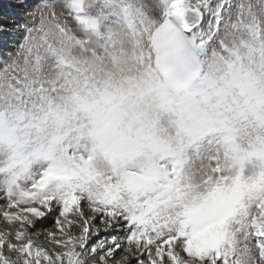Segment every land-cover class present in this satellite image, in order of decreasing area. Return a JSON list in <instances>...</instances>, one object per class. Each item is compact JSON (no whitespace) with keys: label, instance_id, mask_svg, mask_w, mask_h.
Returning a JSON list of instances; mask_svg holds the SVG:
<instances>
[{"label":"snow or ice","instance_id":"snow-or-ice-1","mask_svg":"<svg viewBox=\"0 0 264 264\" xmlns=\"http://www.w3.org/2000/svg\"><path fill=\"white\" fill-rule=\"evenodd\" d=\"M99 3L0 0V264H264L251 0Z\"/></svg>","mask_w":264,"mask_h":264},{"label":"rangeland","instance_id":"rangeland-1","mask_svg":"<svg viewBox=\"0 0 264 264\" xmlns=\"http://www.w3.org/2000/svg\"><path fill=\"white\" fill-rule=\"evenodd\" d=\"M30 2L35 5L40 2V0H30ZM103 0H100V3L97 4V7L93 9V11H98L102 7ZM137 3H141L145 6L146 10L151 11L154 8L157 7V0H137ZM249 3V0H245V4ZM251 4L254 8H256V15H250L246 13L245 15V23L246 24H256L260 25L261 27H264V8L258 7L260 5V0H251ZM8 4L5 3L4 7L5 10L8 9ZM0 18L3 19H10L9 16L6 14L5 11H0ZM237 18L233 16L229 23L231 24L233 21H235ZM235 38L237 41L239 40H247L251 41L252 36L249 31H240L235 33ZM14 52V49H12ZM241 56L243 58L242 64L243 68L242 71L245 75L250 76L258 85L264 84V50L261 49L260 42H257L253 48H242L240 50ZM203 64L205 65V76L206 79L213 78L216 73V68L213 66V61L211 59V55L209 54L208 57L203 58ZM135 67V66H132ZM114 72V76L116 79H120L122 75H126L127 73H121L118 69H115L114 67L111 68ZM135 75V73H133ZM259 97L254 99L252 97V100L250 99L253 106H255V102H259ZM254 101V103H253ZM256 110V109H253ZM252 112V111H251ZM255 112V111H254ZM254 112L248 114V119L246 118V122H242L240 127L246 131L247 133H250L252 136H255L259 131H264V129H259L258 122H256V117L254 116ZM252 115V116H251ZM254 120V121H253ZM256 120V121H255ZM249 121V125H248ZM159 131L163 135H171L172 133L168 131V125L166 123L161 124ZM51 220L52 217H49L47 221H45L41 225V229L50 227L51 226Z\"/></svg>","mask_w":264,"mask_h":264},{"label":"bare ground","instance_id":"bare-ground-1","mask_svg":"<svg viewBox=\"0 0 264 264\" xmlns=\"http://www.w3.org/2000/svg\"><path fill=\"white\" fill-rule=\"evenodd\" d=\"M8 6V5H7ZM6 12V11H5ZM204 58V57H203ZM202 58V59H203ZM205 69H206V67H205V65L203 64V70H202V72H201V74H200V77H199V79L198 80H196V81H194L193 82V84H192V87H191V89H190V91H197L198 89H199V85L201 84V82L202 81H204L205 79H206V76H205ZM252 97L254 98V99H256L258 96H256V95H252V96H249V97H246V98H244V101H242V102H247V103H249L250 105H253L252 103H251V101H250V99L252 100ZM259 101V100H258ZM253 103H254V101H253ZM256 104L255 105H258V103L259 102H255ZM255 109V108H254ZM252 112H254V116L256 117V120H257V110H251ZM249 112V113H252V112ZM252 116V115H251ZM248 119V118H247ZM246 120V119H245ZM249 120V119H248ZM255 120V121H256ZM254 121V120H253ZM244 122H246V121H244ZM257 122V121H256ZM250 123H249V121H248V125H249Z\"/></svg>","mask_w":264,"mask_h":264}]
</instances>
